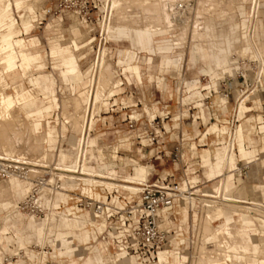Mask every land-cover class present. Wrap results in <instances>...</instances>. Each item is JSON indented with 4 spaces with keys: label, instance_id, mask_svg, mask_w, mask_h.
<instances>
[{
    "label": "rangeland",
    "instance_id": "rangeland-1",
    "mask_svg": "<svg viewBox=\"0 0 264 264\" xmlns=\"http://www.w3.org/2000/svg\"><path fill=\"white\" fill-rule=\"evenodd\" d=\"M28 1L30 2V0H17L14 8L12 7L11 9H8L2 15H0L1 17L0 24L12 20L13 23L7 26L6 29L11 28L13 30V38L24 37L26 39V37L35 36L39 40V43L35 46V49L41 50L39 53H41L40 61L43 64V67L40 68L38 67L36 68V66L30 67L31 71L30 69L29 71L31 73L28 71L27 76L25 75L24 77L16 78L15 84L20 85V87H22L25 90L34 89L33 84L29 82V80L31 81V79H34L37 76L40 77L39 81H41L40 84L42 87L44 86L46 79L51 80L54 84L55 94L58 100L57 101L58 106H54L53 112L52 109L49 111L50 113L49 117L46 118L45 115L39 117L42 121L44 130L48 131V137H49V129H52V136L50 138L51 143L50 142L48 143L54 146V150L52 151L54 156L53 155L50 156L51 154L49 155V159H50L49 163L51 162L50 163L51 167H49L50 165H48L47 168H44V170H46L45 172L48 173V171L50 170L55 171L53 169L54 167L53 162L61 163V160L64 155L71 156L73 159L72 163H74L75 161V156L77 157L78 155L76 141L79 139V136L74 137L71 134V131L69 130L70 128H66V130L62 134L58 133L59 126H61V123L66 120V115L62 113L63 112L62 106L63 105L67 106L69 105V103L77 99L75 98L76 97L75 93H73L71 89V84L77 81H81V79L89 76L91 71L95 68L93 62L97 60V57L101 54L103 50H105V54H106L105 57L107 58L110 67L111 68L113 67L112 68L113 70L114 67H116L117 64L120 63V60L117 62V60L120 58L119 54L120 53L123 54V51L125 49H131L132 45L130 41L131 38L129 40L128 38L123 37L124 35L126 36L127 34H125L124 31H121V29L112 27L109 31H106L105 34L103 27L106 21V17L101 25L102 32L100 34L99 27L97 25H94L95 27H93L90 30L91 26L86 25L85 23L79 21L76 14L71 11L61 12L58 14H53L52 12L46 13V10L52 9L58 0H39V1L33 0L34 4L35 1L36 2L38 1L35 4V7H31ZM169 1L171 2L172 0ZM197 1H196V6H197L196 9L198 10L197 12L196 10H193L195 13H192V11L189 13L188 15L189 18L186 21L188 23L185 24L186 27L182 26V28L180 27V29H175L172 35L167 33L158 34L152 36V38L146 32H138L135 35L132 43L138 44L141 50L146 49L148 51V52L146 51V53H149L150 55L152 54L151 57L154 55L153 53H155V55L153 56V63L151 66H148L144 64L142 61H140L141 72L143 73L142 83H139L137 81L134 72H132L129 69H126L125 64L121 65L122 67H118L119 77H121V81L123 83L121 85V88L123 89L120 92V94L114 95L115 97L114 96L110 98L105 97L106 99L104 98V103H105L104 105L102 106L100 105L99 108L95 107L94 119H93V126L95 124V128L91 130L90 137L98 136V148L102 150L104 156V162L106 163L114 162L117 166V170L119 171V174L137 179V177L135 176L136 175L139 176V174L137 172L134 173V167H136L138 164H141L148 168L147 171L150 173V175H147L146 179L148 182H151L154 180V178L157 175L163 176L165 175V173H169L172 171L173 164L170 160L171 158L170 151L173 149V144L176 137L175 130H169V133L167 135H164L165 136L163 139L165 142L164 144L159 145L156 142L151 143L146 141L145 138L149 137L151 139L155 135L160 134V130L158 127L149 124L152 119L155 118L156 120L154 122L158 123L159 126L164 125L166 129H171V127H175L177 123H179V127L182 129V131H186L185 134L190 132L189 128L191 125V118H192L191 114L198 115L200 118H202V121H200L202 122L200 128L201 131L205 129L207 131V128L213 124L218 125L219 127L222 126L228 127L230 124L234 123L233 121L237 117L236 116L238 110L237 104L239 102L238 98L241 96H242L241 98L246 97L244 103L247 106L248 111L245 112L244 114L245 117L244 116H241L240 118L238 117L239 122L237 123L238 124L241 123L243 125V129L244 128L246 129V131H243L246 136H248V132H250L249 136L253 139V144L249 145L247 139H245V144L254 147L255 152L252 159L255 158L258 159H255V161H253L250 164L248 163L246 165L247 167L242 171V173L239 170L238 171L239 175L237 174L235 175L236 180L239 179L238 180L239 183H237L236 181L237 187L233 189V194L238 193L246 199L248 198L259 199L260 194L259 191L255 188V186L259 185L260 183L263 184L264 182V178H263L264 151L262 152L263 144L260 141V136L262 134L258 131L259 130L258 126L261 124V121L263 120L262 117L264 118V72H262L259 76H257L256 71L258 70V66L255 64L256 62L248 61V64L252 66L249 67L248 65V79L244 80L241 77L235 78L234 75L237 70L235 69L232 72L234 68L226 67L227 63L225 64V61L223 60H221L220 63H216L215 58L213 54L210 53V49L205 41H202L200 43L197 41L192 43L191 41V39H193L194 37L193 36L194 34H195L194 38L196 39L198 36H200L198 39L203 38V36H201L202 35L201 26L199 25L200 24L202 25V21L204 17L205 18L210 17L214 20L217 30L220 31L219 37L222 39V44L228 48L229 43L227 42V40H225L226 37L229 36L228 28L225 25L227 19L226 16H228L230 13H231L230 15H232V12L236 10L235 12H233V16L237 14L240 17L241 13L240 10L238 9L239 4H243L244 6L247 7L248 5L247 3L249 0H243L242 2L239 3L233 0L232 6L234 5V7H232V9H229L230 11L229 10L223 11L222 7H217V9L214 8L216 11L214 9H211V11L206 10V12H204L203 8L204 6H206L207 3H210L211 0L204 2L199 1L200 3ZM224 1L226 3H224ZM155 2H157V0L151 1L149 5H152ZM172 2L177 3L179 2V0H176V2L175 0H173ZM260 2L262 6L258 11V17L259 19L262 20V23H264V6H263L264 3L263 0H261ZM227 3L228 0L227 1L223 0V3H221L220 5L225 7ZM226 8H229L228 5L226 6ZM233 8L236 9L234 10ZM33 9L36 12L35 13L36 16H34V20L32 21L33 29L29 34L27 35L23 34L22 36L23 33L22 23L23 21L33 16V13L31 14V11L33 12ZM133 9H132L133 11L131 10L130 12H132L131 13L132 16H134L138 21H140L141 18L145 15L147 17L149 16L150 18L148 19L150 20H152V18L155 17V19H153L155 20V22L162 23L161 21H163L162 19L163 14L165 15L163 11L161 13L160 12L157 13L156 11L150 10L149 8H146L144 13L143 12L140 13L138 9H137L138 11L135 8ZM217 11H219L220 13H218ZM91 13L93 15V18L97 17L98 14L100 15L99 9L97 8L96 9L92 8ZM141 14H143V16ZM158 14L161 17L158 16ZM193 14L194 17H192ZM117 15L118 16L116 17H119V14ZM165 18L166 20L164 19V22L166 21L167 24H170L169 16L165 15ZM114 19L115 18L112 19V22L114 21ZM189 19H191L190 22ZM115 20L117 21L118 18H116ZM240 20H242L241 17ZM191 26H195V28ZM244 26L245 25H243L242 28L241 40L245 42L246 36H245ZM262 29H264V27H261L260 24L256 22L255 39L259 45V48H260L259 37L261 38V41L264 43V38L261 36ZM196 31L198 33H196ZM129 33H131L132 35L134 34L133 30H131ZM191 34L193 37L191 36ZM54 35L58 36L57 39L59 41L58 43L54 44L53 47H50L48 38ZM176 36L177 37L179 36L184 40L183 41L184 46L182 47V52L180 49H174L170 55L175 64L180 62L179 58L180 56H182L181 57L183 58L181 61V65L183 66L182 77L187 79L188 81L194 80L193 82L198 88V91L201 92L200 94L193 95L192 92L193 90L189 91L187 89L188 88L187 84L183 83L180 77L177 76V70L175 67L172 66V68L168 72L161 71V62H162L161 55L164 63L169 62L168 57L163 56L166 47L156 48L155 45L162 44L165 40L175 38ZM77 37H81V38L83 37V39L79 42V46L75 47L73 51L74 54L72 59H69L68 56L70 55L58 56L56 58L51 57L50 55L51 48H54L59 44L66 45L70 42L71 39ZM88 40L89 41L93 40V41L91 43L88 42L86 43V41ZM9 41H12V39ZM150 43L151 46L154 47H150ZM167 48L169 51L173 49L172 47H167ZM235 48L238 50L237 47ZM168 50L166 49V51ZM239 50H241V52L238 53L232 50L230 57L232 59L233 58L236 59L238 56L248 57L249 59L253 58L251 54V50H249L247 45L243 50L242 48H239ZM28 52L34 53L35 51L29 50ZM136 52L141 56L145 55V52L140 51L139 49H137ZM76 56H78V66L75 65V62L73 60ZM62 58H67V61L65 62V67L61 71V74L66 81L63 79V77L60 74V70L62 68L60 59ZM142 60H144V57H142ZM252 60H254V58ZM71 64L75 67L74 73H71L73 72L72 70L70 71L67 70L68 66ZM218 67H220V70ZM214 68L216 72H218V76L220 75V78L216 80V89H214V87L211 86L212 82L209 76L212 73L211 70H213ZM199 70L200 72H198ZM229 72L232 73L230 74ZM148 74L151 75L150 78L148 77ZM229 75L232 78L228 77ZM108 78H109L108 73H106V76L103 75L102 77V79L106 82H108L107 81ZM159 79H162V81H159ZM8 82L11 85L12 82L10 81ZM108 85L111 86L110 83H106V86ZM205 86L207 87L211 86V88L204 89ZM6 90L8 92H11L12 88L8 87ZM40 94L41 95L38 96L39 98L36 97L33 100L34 102L30 106V109L26 110L27 114L29 113L30 115L32 112H36V111H32V109L42 106L44 102L48 100V95L45 96L43 93ZM221 95H225L227 98V104L225 108L223 105H221L219 100ZM71 96H73L74 98ZM107 99L108 101L105 102V100ZM197 102H202V107L196 105ZM106 106H108L107 111L106 109L104 110ZM201 108L203 109L201 110ZM42 110H38V112ZM259 116L261 117V119H259ZM20 118L21 115L18 113L16 115L17 120L13 122L12 127L15 125L14 126L15 129L24 132L25 128L27 127V124L23 122L24 121L23 119L21 121H18V119ZM246 118H248V121L245 122ZM239 134L240 132L238 130V135ZM141 140H143L144 142ZM92 141L95 143V138L89 139L88 146H90V143ZM192 141L193 140H191L190 142ZM213 141H214L213 135L207 136V142H210L211 146L208 144L206 146L197 147V153H199L200 160H201L202 148L208 147L211 150H213L215 147H217L214 145ZM251 148L252 147H250V149ZM160 149H162L161 152H159ZM93 152L95 155H98L97 147L94 148ZM113 154L117 155L115 160L112 158ZM157 156H159V158H157ZM235 157H236L237 166L240 169L241 163H243L244 165V162L239 161L241 158L238 152H236ZM82 164L83 163H81L80 165ZM96 164H97L96 159L91 158L90 149L87 147L85 166L88 165L96 166ZM102 165L105 167V169L109 167V165L107 164H102ZM232 168H233V162H232ZM95 169L100 170L101 169L100 165L99 166L97 165ZM205 172L206 169L204 167L199 172L198 176L191 175L190 179L191 182L193 178L196 180V182H198V186L197 184L194 185L197 186L196 188L211 192L215 187L217 179L213 181H208ZM175 175H176L175 179L177 181H180L181 180L179 179L180 171H177ZM55 180H53V182ZM63 180L64 179H62V181ZM229 182L230 179L228 181V185ZM22 184L28 187L27 182L22 181ZM62 184L66 186L62 188L75 189L77 192L83 191L82 188H89L91 186L94 197H98L97 193L104 195L106 190L109 192L114 191V194L116 195L118 194L122 195L123 191L126 190V188H122L116 185H113L114 186L113 187L104 184L92 183L88 181L86 182L79 181V185H73L75 183H72L67 180L62 182ZM131 185H136V187L137 186L139 187L138 184H131ZM68 198L69 195L66 197V199ZM114 199L116 200V196L114 197ZM20 200L22 199L17 200V204ZM70 201L71 200L68 199V204H70ZM183 202H184L183 200H179L175 207V212H177L174 219L175 223L181 220H186L187 213L184 211H180ZM196 204H197L196 201L192 202L191 206L194 208V209L192 208V210L190 209L188 204H185L186 207L190 209L189 210L190 218L192 211L193 210L195 211L199 207L197 204L198 207L195 208ZM0 207L3 209V213L5 212L3 214V217H0V223H2V221H5V219L7 220L10 219L9 215L11 213L9 212L12 208L10 205H8V201L6 200H1ZM59 211H63V210L61 209ZM83 214H84L83 217H85L88 213L83 212ZM247 216L249 217L252 215H247ZM180 217L182 218L181 220ZM254 217L257 218V216H252L251 218ZM190 218L185 223V226L187 227L188 225L192 224L195 227L192 226L189 229H187L188 231L186 234L184 233V235L191 236V230H193L194 231L193 234L194 235L196 234L200 239L202 238L200 236H203L202 234L203 230H205L203 228L206 227L207 230L210 226H215L218 223L221 224L220 221H222V219H215L211 223L207 221V223H210L208 225L207 223L204 222L202 216H200L197 223L191 222ZM28 219L31 220L29 217ZM230 219L235 221L238 220L239 217L231 216ZM258 219H260V217H258ZM12 221L14 222V219ZM255 224L259 229L258 230L259 233L258 235L254 236V239L250 244H248V247L244 243L241 234L229 239V244L230 243L231 244L229 245V249L227 250V253L233 256V261L237 262V264H253L254 260L256 259L264 260V230H262L259 227L257 220H255ZM83 225L84 228L80 229V231L77 230L76 232H81L82 234L88 233L92 235V240L89 243H83L78 245L77 238H73L74 239L73 245L77 246L80 249V251H82L81 253L77 254L68 251L67 253L61 254L59 250V243L57 242V235H58L57 232L56 234L52 235L51 238L48 239V242L44 246L45 247L44 258H42V256L39 253L42 250L39 247L40 244L32 242L30 244L28 243L24 245V247L33 250V252L37 254L39 259H37L36 257L30 258L29 256H26L24 254L26 253L25 248H21L23 243L19 245L20 248H18L17 244L15 243L13 246L9 245L10 247L7 248V245L9 243L14 242L15 239L8 240V238L11 237L15 232L13 230L11 231V229H6L2 232V234L6 237L8 243L6 244V247L0 248L2 250L1 251L2 262H3L2 264H8L9 262H11L12 264H37V262L38 264H85L90 257H100L102 251L99 248V245H96V243L93 242L94 236L92 234V230L86 227L85 224ZM73 229L74 227L69 228L68 231L73 232L75 237V232ZM53 233H54L53 231H50V234ZM98 241H100V239ZM197 248L198 245L196 246V249ZM111 252L114 253L116 251L114 250ZM197 252L198 251L196 250L195 253L191 254V259L189 264H193L194 257L196 256ZM246 252H248V258L245 259V261H243L242 256L243 254H246ZM83 256L85 257L87 256V257L84 259ZM202 257H204V255H202ZM79 258H83V259H79ZM105 260L108 263L110 262L114 263V261H112L111 258L109 257H106ZM130 261H132L131 264H139L134 259V257H132ZM188 261H189L188 257L186 258L181 257V264H188ZM229 261L230 260H226L224 262L225 264L227 263L232 264V262Z\"/></svg>",
    "mask_w": 264,
    "mask_h": 264
},
{
    "label": "bare ground",
    "instance_id": "bare-ground-1",
    "mask_svg": "<svg viewBox=\"0 0 264 264\" xmlns=\"http://www.w3.org/2000/svg\"><path fill=\"white\" fill-rule=\"evenodd\" d=\"M151 1L153 0H108L106 5V10H107L106 21L103 27L105 34L106 31H109L112 27H116L118 29H121V31H124L125 34L128 33L127 34L128 38H131V41H133L135 35L138 32H146L147 34H149L151 38L152 36L158 34L167 33L172 35L175 29H180V27L182 28V26L184 27L185 24L188 23L186 21L188 20L189 18L188 15L191 11L192 13H195L193 10H196V12L198 10L196 9L197 0H179V2L177 3H173L172 2L173 0L171 2L169 0H157V2L153 3L152 5H149ZM199 1L204 2L209 0H199ZM235 1L239 3L242 2L243 0H235ZM260 1L261 0H249L247 3L248 4L247 7L244 6L243 4H239L238 9L240 10L241 13L240 17L242 18V20H240V17L237 14L233 16V12L236 11L235 10L236 8L235 9L233 8L235 11L232 12V15H230L231 14L230 13L228 16H226L227 19L225 25L228 28L229 36L226 37L225 40H227V42L229 43L228 48L222 44V39L219 37L220 31L217 30L214 20L210 17L208 18L202 17L203 18L202 25L200 24L199 26H201L202 35L201 34L200 35L203 36V38L198 39L200 37L198 36L196 39L194 38L195 34L193 35L194 37L191 34V36L193 37V39H191L192 43H194L195 41L199 43L205 41L210 49V53L213 54L216 63H220L221 60H223L225 61V64L226 63L228 64L230 62L234 64L233 67L234 69L232 70V72L235 69L241 67L244 68L245 67L244 62L246 60L250 62L254 61L256 62L255 64L258 66V70L256 71V73L257 76H259L262 72H264V53L259 48V45L255 39L256 22H258L261 27H264V23H262V20L259 19L258 17V11L262 6ZM37 2L35 1V4ZM221 3H223V0H211L210 3H207L206 6H204L203 8L204 12H206V10L211 11V9L214 8L217 9V7H222L223 11L225 10L228 11L229 9H232V7H234V5L232 6L233 0H228L226 6L228 5L229 8H226V6L225 7L221 6L220 5ZM224 3L226 2L224 1ZM29 4L31 7H35L33 0H30ZM178 4H183L184 7L179 9ZM133 8H135L136 10L138 9L140 13L142 12L144 13L146 8H149L150 10H154L157 13L158 12L161 13L163 11L165 15L169 16L170 24H167L166 21L164 22V19L166 20L164 14L162 17L163 21H161L162 23L155 22V20H153L155 19V17L152 18V20H150L148 19L150 18L149 16L148 17L145 15L143 16V14H141L143 16V17L141 16L142 17L141 20L138 21L134 16H132L131 14L132 12H130ZM217 12L220 13L219 11ZM117 14H119V17H116L118 16ZM159 14L158 16H160ZM192 17H194V14ZM113 18L115 19L118 18V20L116 21L114 19V21L112 22ZM191 19H189V22ZM12 23L13 21L11 20L0 24V159H7L13 161L18 160L17 163H20L21 160L25 159V163L28 165L27 167L29 170L26 173V175L11 173L6 178H0V202L1 200L8 201V205H10L12 208L9 213H11L10 215L14 216L15 218L14 223L17 224L19 227H21L26 223L27 220L26 216H28L31 219L32 234L35 236V241H38L40 244H42L43 247L40 246V248L42 249L41 251L44 250V246L46 245L49 239L50 222L54 221L55 225L59 223L58 226L60 227L57 235V242L59 243L60 253H67L68 251H70L79 254L82 251H80V249L77 246L73 245V239L69 237L68 235L69 233L67 232L68 229L71 228L68 215L62 213L54 217L53 213L49 212L50 208L56 204L54 197L55 192L61 191L62 186H64L62 182L68 180L72 183H75L73 185H79V181H84V182L88 181V182L104 184L108 186L116 185L122 188H126V190L129 189L130 191L133 192L136 191L139 187L138 186L136 187V185H131V184L139 185L144 182L140 179L138 180L133 177L118 175L115 172H113V170L106 171L108 169L107 168L105 169V167L102 164H99L101 167L100 170H96L93 165L85 166L88 141H89L91 129L93 128V119H94V111H95L94 109L95 107L99 108L100 105L102 106L105 104L104 103L105 97L110 98L116 94H120V92L122 91L121 88L122 81H121V77H119V70L117 66L114 67V69L112 70L113 67L112 68L110 67L107 58L105 57L106 56L105 50H103L101 54L97 57V60L93 62L95 68L93 67L94 69L91 71L89 76L83 78V79H87V84L79 89L72 90L73 93H75L76 95L75 98L77 99L69 103V105L67 106L66 105L62 106V111H63L62 113L66 115V120L61 123L58 132L62 134L66 130V128H70L69 130L71 131V134L74 137L79 136V139L77 140L78 155L77 157L75 156L74 163H72L73 159L69 155H64L61 160V163L53 162L54 164L53 169L55 171L50 170V177L48 181L53 182V180L55 179L56 180L61 179V181L62 179L64 180L60 184L61 189H54V188L52 189L47 186L39 187L36 203L39 206L45 208L44 214L37 215L31 212L23 211L19 208V204L24 202L27 196L30 194L32 188V179L43 175V173L46 171L44 170V168H47L48 165H50L51 162L49 163L50 161L49 155L50 154H51L50 156L53 155L52 151L54 150V146L48 143V131L41 129V123H40L41 119L33 120L31 114L29 115V113L27 114L26 112V110L30 109V106L33 104L34 102L33 100L39 95V92L37 91L38 79L37 78L31 79V83L34 86V89H28V90L23 89L22 87H20V85L15 84V82L11 83V85L9 84V82H7L8 79H12L16 76L20 78L24 77L25 75L27 76V72L32 66H36V68L43 67V64L40 61L41 53L28 52L27 48H25L24 46V38L23 37L13 38V30L11 28L6 29V27ZM243 25H245L244 27H245L246 44L243 40H241ZM191 27L195 28V26H191ZM131 30H133L134 34L133 35L130 34L131 35L130 36L129 32ZM196 33L198 32L196 31ZM83 37L82 38L77 37L71 39L70 43H68L66 46H61L59 44L56 47L51 48L50 49L51 57L56 58L58 56L70 55L68 57L72 59L74 54L73 51L75 47L79 46V42L83 39ZM176 37L172 39H167L162 44L155 45L156 48L166 47L163 56L164 57L167 56L168 61L173 60L170 54L174 49H180L182 52V47L184 46L183 44L184 40L179 36L177 38ZM56 38H58V36ZM11 39L12 41H9ZM244 44L245 46L247 45L249 50H251V54L254 60H252L253 58L249 59L248 57H240V56H238L236 59L235 58L232 59L230 57L231 51L234 50L237 53L241 52L239 48H242L243 50L245 48ZM167 47H172L173 49L169 51ZM235 47H237L238 50ZM166 49L168 51H166ZM181 57L182 56H180L179 59H182ZM72 67L74 66L71 64L68 66L67 69ZM249 67L252 66L249 65ZM232 72H230V74ZM106 73L109 74V78L107 79L108 82L102 79L103 75L106 76ZM83 79H81V81ZM106 83H110L111 86L109 85L106 86ZM8 87L12 88L11 92H8L6 90ZM241 97L238 98L239 102L237 104L238 117L244 116L245 112L248 111V109L243 111V106L245 104L244 100L246 97L245 98H241ZM221 99L227 100L225 95H221ZM57 101L58 100L56 96H54L53 94L48 95V100H46L43 105L44 107L43 115H45L46 118L50 116L49 111L53 109L54 106H58ZM106 101H108V99L105 100V102ZM107 107L108 106H106L104 110L106 109L107 111ZM18 113L21 115V118L18 119V121H21L23 119L24 120L23 122L27 124V127L25 128L24 132L15 129L14 128L15 125L12 127L13 122L17 120L16 115ZM246 121L247 118L245 119V122ZM239 128L243 129V125L241 123L236 128V145H237L236 148L234 150L229 151L228 147L223 146V157L219 165L221 175L217 181L216 190L210 196L204 197L198 194L200 197H191V198L188 197L187 200H185L190 203L195 201L199 203L201 207V213L197 217L199 220L200 216H202L205 223H207V221L211 223L215 219H230V217L234 215L241 216L244 219L246 218L247 215H251V214L256 215L260 217V219L264 220V207L262 205L256 204L253 201L248 202V204H246L245 203L246 200L242 196L240 197L238 195H231L227 193V185L229 179L232 176V173L235 175L236 174L239 175L238 173L239 168L238 167L232 168L233 153L237 151V147H238L237 135ZM243 131H246V129L244 128ZM91 145L92 144H90V146ZM90 156H92L91 153ZM81 163L83 164L80 165ZM49 167H51V165ZM111 168L112 169L115 168V165L111 164ZM141 176L142 178H144V173H141ZM22 181L27 182L28 187L24 186L22 184ZM18 199H22V200H20L17 204ZM68 199L71 200L72 196H69ZM58 209L59 207H57L55 210ZM73 209L74 212L76 213L80 211V210H76L75 207ZM4 213H3V209L0 207V217H3ZM88 218L89 220H83V223L85 224L86 227L92 230V234L95 237L93 239V242L96 243V245H99V248L101 249L102 253L103 252L106 253L103 254V256H100L99 262H103L104 264H111V262L108 263L105 260L106 257H109L114 261H117L119 264H121L120 258L128 257V256L117 250H115L116 252L112 253L109 247L111 243L110 239L105 240L97 236V230L100 231L99 229L102 226V223L96 219H93L89 213H88ZM6 220L7 219H5V221ZM210 223L207 224L209 225ZM6 229H10V228L2 226V223H0V238L3 236L2 232ZM203 229L206 230V227ZM205 230H203V233L201 232L203 236L200 237H202L201 239L203 241V244L198 245V248L196 249L198 252L194 257L193 264H225L224 261L226 260H230L232 264H237V262L233 261V256L227 253V250L229 249V245L231 244V243L229 244V239L234 236L236 229L232 227L230 224L226 223L223 224L221 228L210 226L206 231ZM13 231L16 233V230ZM25 232H26L25 234H29L28 231ZM50 236L52 237V234ZM99 239L100 241H98ZM4 240H5L4 244H2L0 241V248L6 247L8 241H6V239ZM205 242H210L211 245L213 246L207 247V245L204 244ZM216 246L218 247V249L216 248ZM165 249L167 250L163 249L158 253L157 261L151 264H155V263L181 264V252L177 250H168V248ZM26 251L28 253H31L29 249H27ZM41 251L39 252L40 254ZM213 251L214 252L217 251L219 255L213 256L212 255ZM202 255H204V257H202ZM190 259L191 256L189 255L188 264L190 263ZM97 262L98 260L96 259V257H90L85 264H96ZM139 264H143V263H139Z\"/></svg>",
    "mask_w": 264,
    "mask_h": 264
},
{
    "label": "built area",
    "instance_id": "built-area-1",
    "mask_svg": "<svg viewBox=\"0 0 264 264\" xmlns=\"http://www.w3.org/2000/svg\"><path fill=\"white\" fill-rule=\"evenodd\" d=\"M106 5L107 0H58L52 9L46 10V13L58 14L71 11L76 14L80 21L91 26V29L97 25L101 34V25L107 14ZM183 7V4H178L179 9ZM92 8L99 9L100 15L98 14L97 17L93 18ZM244 64V68L236 69L235 78L248 79V61L246 60ZM236 116L234 123L230 124L224 133L218 125L210 133H206V129L201 131L202 122L200 121L202 118L193 114H191L190 132L187 134L179 127V123L171 129H166L164 125L159 126L158 123H155V118L152 119L149 124L158 127L160 134L154 136L157 137L156 139L154 137L145 138L146 141L161 145L165 143L164 135H167L169 130L176 132L173 149L170 151V160L173 164L172 171L163 176L157 175L151 182L146 179L139 184L136 191L124 190L122 195H116L114 191L106 190L100 198H95L88 193L69 190L67 192L72 195L69 206L87 212L93 219L100 221L102 226L100 231L97 230V236L105 240L110 239L111 251L117 250L126 256L134 257L138 263H154L158 259V253L165 248H174V250L191 256L195 253L196 246L203 244V241L196 234H193V230H191V236L184 235L187 233L185 225L181 227L174 222L177 214L175 207L179 200L185 201L188 197H200L199 192L194 191L198 182L192 183L190 176H198L204 168L199 153H197V147L210 145V142H207V136L213 135V143L217 147L226 146L229 151L236 148V128L239 126L237 122L240 118H238V110ZM191 140L193 141L190 142ZM161 151L162 149L159 150V152ZM17 162L18 160L0 159V178H6L11 173L26 175L29 169L25 159L21 160L20 163ZM245 168L241 163L240 172L242 173ZM177 171H180V181L175 179ZM49 177L50 171L32 179L30 194L24 202L19 204L21 210L37 215L44 214L45 208L36 203L39 187L47 186L52 189H61V179L49 182ZM196 184L197 186H194ZM115 196L116 200L114 199ZM197 204L199 205L198 202ZM197 204L195 208L198 207ZM61 207H63L62 204ZM173 241L176 242V245H173ZM204 244L207 247L213 246L210 242ZM216 248L218 249L217 246ZM212 255L218 256L219 254L217 251H213Z\"/></svg>",
    "mask_w": 264,
    "mask_h": 264
},
{
    "label": "crops",
    "instance_id": "crops-1",
    "mask_svg": "<svg viewBox=\"0 0 264 264\" xmlns=\"http://www.w3.org/2000/svg\"><path fill=\"white\" fill-rule=\"evenodd\" d=\"M16 1L17 0H15V2H14V0H9V1L0 0V15H2L5 11H7L8 9H11L12 7L14 8ZM263 3H264V0H263ZM32 13H33V16L30 17L29 19L23 21V23H22V30H23V34L24 35L29 34L31 32V30L33 29L32 28V21L34 20V16H36V14H35L36 12H35L34 9H33V12L31 11V14ZM263 30L264 29H262L261 36L264 38V33H263L264 31ZM129 34H131V33H129ZM56 37H57V35L56 36L54 35V36L48 38L49 43H50V47H53L54 44L58 43L59 40H57ZM123 37L128 38V35H126V36L124 35ZM128 39L130 40V38H128ZM92 41L93 40H90V41L88 40V41H86V43L87 42L88 43H91ZM38 43H39V40L35 36H29V37H26V39L24 38V46H25V48H27L28 51L29 50H32V51H35V52H40L41 50L35 49V46ZM259 44H260L261 50L264 52V43L261 41V38L260 37H259ZM60 45L61 46H66L67 44L66 45L60 44ZM131 45H132L131 49H125L123 51V54H121V53L119 54L120 55L119 56L120 58L117 60V62L120 60V63L117 64V68L118 67H122L121 65H124L125 64L126 65V69H129L132 72H134L135 75H136L137 81L139 83H142V75H143V73L141 72V62L140 61H142L144 64H146L148 66H151L152 63H153V56L155 55V53H153L154 55L151 57L152 54L150 55L149 53H146V51H147L146 49L145 50H141V48H139L140 46L138 44L132 43V41H131ZM150 47H154V46H151V43H150ZM137 49H139L140 51H144L145 52V55H143V56L139 55L136 52ZM78 56H76L73 59L74 62H75V64L77 66H78ZM142 57H144V60H142ZM182 59H179L180 62H178L177 64H175L173 62V60H171V61H169L167 63H164L163 62V59H162V55H161V60H162V62H161V71L162 72H168L172 68V66L175 67L176 70H177V76L180 77V79L182 78L181 81L183 83H186L187 84V86H188L187 89L189 91H192L193 90L192 91L193 92V95L200 94L201 92L198 91V88L196 87V85L193 82L194 80L188 81L187 79H185V78L182 77V71H183V66L181 65ZM60 61H61V65H62V68L60 70V74H61L62 69H64V67H65V62L67 61V58H62V59H60ZM226 67H234V64L230 62L229 64H227ZM218 68L220 70V67H218ZM67 70H69V71L72 70L73 72H71V73H74L75 72V67L69 68ZM211 71H212V73L209 75L210 78H211V82H212L211 83V86L214 87V89H216V80L220 77V75L218 76V72H216L215 68L213 70H211ZM198 72H200V70ZM61 76H62V74H61ZM148 77L150 78L151 75L148 74ZM16 78H20V77L16 76V77H14L12 79H8L7 82L8 81H10L12 83L13 82H16L15 81ZM36 78L38 79L37 90L39 92V95H41L40 93H43L45 96H47L49 94H53L54 96H56L55 89H54V84H53V82L51 80L46 79L45 80V83H44V86L42 87L41 84H40L41 81H39L40 80V77L37 76ZM63 79H64V77H63ZM159 81H162V79H159ZM29 82H31V81L29 80ZM68 82H70V81H68ZM191 83H193V84H191ZM86 84H87V79H83L82 81H77V82H74L73 84H71V89L72 90L73 89L76 90V89H79V88L85 86ZM211 86H209V87L205 86L204 89L205 88L209 89V88H211ZM38 96H37V98H39ZM219 100H220L221 105H223L224 108H225L226 107V104H227V100L221 99V97L219 98ZM43 105L40 106V107H36V108L32 109V111H36V112H32L31 113V116H32V119L33 120H40L39 117L42 116L43 115V112H44L42 110L43 109ZM196 105L202 107V102H197ZM202 109L203 108H201V110ZM247 109H248L247 106L244 104L243 111H245ZM38 110H42V111L41 112H38ZM52 112H53V109H52ZM259 119H261L260 116H259ZM262 119L263 120L261 121V124L258 126V129H259L258 131L262 134L260 136V141L263 144V149H262V152H263L264 151V118L262 117ZM247 121H248V118H247ZM40 123H41V129H44L41 120H40ZM216 127H217V125H215V124L209 126L207 128L206 133H210L211 131H214L216 129ZM94 128H95V124H94V126H93V128L91 130H93ZM220 130L224 133V131L227 130V128L225 126H222L220 128ZM195 132L197 133V131H195ZM239 132H240V134L237 135L238 147H237V151L236 152H238V154H239V156L241 158L239 161L244 162V166L247 167L246 165L248 163L250 164L253 161H255V159H258V158L252 159V157L254 156L255 149H254L253 146H248V145L245 144V139L248 140V144L249 145L253 144V139L249 136V133L250 132H248V136H246L244 134L242 128H239ZM51 136H52V129H49L48 142H50V143H51V139H50ZM92 138H95V143L92 141L90 143L92 145L91 146H87V147L90 149V153L92 154L91 158H95L96 161H97L96 166L99 165V164H107V165H109V167H107L108 171H112L113 170V172H115L116 174L121 175V174H119V171L117 170V166H116V164L114 162H109V163L108 162L107 163L104 162V156H103L102 150L100 148H98V136L90 137L89 139H92ZM210 146H211V144H210ZM95 147H97L98 155H95L94 152H93V150H94ZM250 147H252V148L250 149ZM201 151H202V153H201V164L206 169V172L205 173H206V176L208 178V181H213L215 179H217V181H218V179H219V177L221 175L219 165H220V161H221V159L223 157V146H221V147H215L213 150H211L208 147H204V148H202ZM236 152L233 153V168L238 167L237 166V162H236V157H235L236 156ZM116 157H117V155H115V154L112 155V158L114 160L116 159ZM263 161H264V159H263ZM111 164H114L115 165V168L112 169L111 168ZM96 166H94V167H96ZM147 169L148 168L146 166L141 165V164H138L136 167H134V173L137 172L140 176H137L136 174H134V175H136L135 177H137V179L139 178L142 181H146L147 175L150 174L147 171ZM141 173H144V178H142ZM122 176H124V175H122ZM263 178H264V176H263ZM238 180L239 179L236 180L235 174L232 173V176L230 178L229 185L227 187V193H229L231 195H238V196L241 197V195L238 194V193L237 194H233V189H235L237 187L236 181H237V183H239ZM217 181H216V184H215L214 189L211 192H208L207 190H201L199 188H196L194 191L195 192H199V195L204 196V197L210 196L216 190ZM195 182H196V180L193 178L192 179V183H195ZM62 187H64V186H62ZM182 188H184V186ZM255 188L259 191L260 198L259 199H249V198L246 199V198L243 197L246 200L245 203L248 204V202L253 201L256 204H260V205H262L264 207V182H263V184L260 183L259 185H256ZM69 190L76 191L75 189L62 188L61 191H56L55 192L54 197H55V203L56 204L53 207L50 208L49 212H52L54 217H56V216H58V214H62V213H65V214L69 215V223L71 225V228L74 227L73 230L75 232V237H74V233L73 232L67 231L69 233L68 234L69 237H71L72 239L73 238H77L78 245L83 244V243H89L92 240V235H90L88 233L82 234L81 232H76L77 230L80 231V229H83L84 228L83 220H89L88 214L85 217H83V215H84L83 212L76 213V212H74V210H72L74 207L67 206L69 204H68V199H66V197L68 195L69 196H72L69 192H67ZM82 190L83 191H79V192L88 193V194L94 196L93 195V192H92V189H91V186L89 188H82ZM97 195H98V197H95V198H100L102 196V194H99V193H97ZM61 204H62L63 207H61ZM185 204H188V206L190 207V209L192 207L191 206L192 203H190L188 201H184L183 202V205L181 206L180 211L186 212L187 213V217H186V220H181V217H180V220L181 221H179V222L176 223L177 225H179L181 227H183V225H185V223L190 218V214H189L190 213V211H189L190 209L188 207H186ZM59 206H60V208L56 211L55 209L57 207H59ZM198 206H199L198 209H196L195 211L193 210L192 211V214H191L190 220L193 223H197L198 222V217L197 216H199V214L201 213V207H200V205H198ZM61 209L63 211H59ZM179 215H180V213H179ZM251 215L252 216H256V215H253V214H251ZM234 216H237V215H234ZM252 216H249V217L247 216L248 218L246 217L244 219L241 216H238L239 219L238 220H235V221L234 220H231V219H225V220L222 219V221H220L221 224L218 223V224L215 225V227L216 228L217 227H220L221 228L223 226V224H226V223L230 224L232 227H234L236 229V232H235L234 236H238L239 234H241V236H242V238L244 240V243L248 247V244H250L252 242V240L254 239V236L255 235H258V233H259V231H258L259 229L257 228V226L255 224V220L258 221L259 227L262 230H264V224H263V221L264 220L262 221L261 219H258V216H257V218H255V217L254 218H251ZM9 217H10V219H8L6 221H2V226L7 227V228L9 227L12 230H16V234L14 233L11 237L8 238V240H10V239H15V240H14V242L9 243L7 245V248H9L14 243L17 244L18 248H20L19 245H21V243H23V245H22L21 248H25V252H26L25 255L26 256H29L30 258H35L36 257L37 259H39L38 256H37V254L34 253L33 250H31V249H29L27 247H24L25 244H28V243L30 244L32 242H35V243L40 244L38 241H35V236L32 234L31 220H29L28 217H27L26 223L24 225H22L21 227H19L17 224L14 223L15 222L14 216L9 215ZM13 219H14V222L12 221ZM248 219H249V221H248ZM56 225H55L54 221H51L50 222L49 233H50V231H53L54 233L52 235H54L57 232H59V229H60V227L58 226L59 223H57ZM192 226H193L192 224L191 225H188L187 227L185 226V231L187 232L188 231L187 229H189ZM193 227H195V226H193ZM16 228L19 229V230H17ZM25 231H28L29 234H25L26 233ZM50 235L51 234H49V238H51ZM233 237H231V238H233ZM4 239H6V237L3 235L0 238V241H1L2 244H4V242H5ZM93 239H94V237H93ZM8 240H6V241H8ZM173 245H176V242L173 241ZM40 246H42V244H40ZM27 249H29L31 251V253H28L26 251ZM173 249L174 248H168V250H173ZM1 251L2 250L0 249V264L3 263L2 262V254H1L2 252ZM103 254H105V253H101V256H103ZM40 255L44 258V256H45L44 255V250L41 251V254ZM83 257L85 259L87 256L86 257L83 256ZM181 257H183V258L188 257L189 258V254L181 253ZM131 258L132 257H130V256L120 258L121 259V264H131L132 263V261H130ZM247 258H248V252H246V254H243V256H242V259L244 261ZM79 259H83V258H79ZM96 259L98 260V262L96 264H104L103 262H99L100 257H96ZM111 260L114 261L113 259H111ZM259 263L264 264V260H262V259H260V260L259 259H256L253 262V264H259ZM8 264H12V263L10 262ZM37 264H38V262H37ZM112 264H119V263L117 261H114V263H112ZM227 264H230V263H227Z\"/></svg>",
    "mask_w": 264,
    "mask_h": 264
}]
</instances>
